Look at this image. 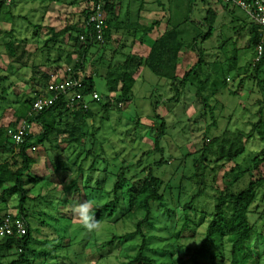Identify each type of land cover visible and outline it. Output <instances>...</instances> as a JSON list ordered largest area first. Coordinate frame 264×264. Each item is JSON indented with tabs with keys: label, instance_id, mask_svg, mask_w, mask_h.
Masks as SVG:
<instances>
[{
	"label": "rangeland",
	"instance_id": "1",
	"mask_svg": "<svg viewBox=\"0 0 264 264\" xmlns=\"http://www.w3.org/2000/svg\"><path fill=\"white\" fill-rule=\"evenodd\" d=\"M49 1L51 0H15V3L5 5L0 13V118L10 117L18 102L21 103L42 89L37 81L39 75L32 72V69L39 65V70L44 71L47 68H41L44 60L55 59L58 53L55 50L57 48H45L42 40L46 37V29L55 28L59 31L71 22H78L81 20L80 12L86 7L85 0ZM119 2L121 14L118 22H130L128 27L133 28L135 24L150 26L155 20H160L161 35L168 23L174 27L182 23L189 0ZM209 8L217 16L212 36L196 44V48L203 52V78L205 76L210 80L203 93L207 99V107L195 95V88L191 85L181 87L175 101L169 102L175 96L171 80L168 79L170 75L163 73L160 77L147 68H141L134 77L135 85L130 102L122 104L120 111H98L94 120L88 122L89 131L97 128L93 138L89 137L86 142L74 146L64 145V152L57 150L51 153L50 149L47 150V143L36 145L35 152L30 151L35 163L30 168L29 179H46V183L39 182L30 190V199L24 204L31 237L53 241L51 244L54 245L59 242L58 239L61 241V247L50 250L46 259L43 255L34 258L33 264H119L126 255L135 251L134 245L138 242L135 238L112 247L108 253L97 250L98 246L114 234L131 233L135 220L105 221L99 224L98 229L88 232L79 225L72 212L76 204L86 200H91L94 206L109 201L118 169L122 167L132 170L126 174V178L133 177L137 172L136 178L142 179L150 172L153 177L163 181L160 193L165 196V202L163 205H151L155 231L147 229V233L153 234L148 242V255L162 264H189L185 251L199 245L213 212L216 191L223 190L232 176L240 173L235 169V164L241 170L247 169L262 149L258 137H250L245 141L244 153L235 163L221 165L208 159L211 171H195V165L201 156L198 151L203 141L215 138L225 130L248 133L251 124L257 120V102L261 99L253 79L254 73L247 67L251 54L243 50L248 38L247 30H241V22L230 23L231 19L242 22L249 20L242 11L231 6L230 17L214 0H198L193 4L189 21L179 28L184 46L171 73L180 79L197 62L198 57L191 43L193 38L198 39L209 30L201 23ZM38 25L43 28L41 31ZM233 28L237 33H234ZM116 36L102 49L98 46L91 49L93 53L103 51L96 55L97 58H103V67L120 64L129 54L145 55L149 51V44L154 41L153 36L146 41L133 39L134 36L139 38V35L122 36L119 32ZM232 41L240 51H237L235 71H228V59L234 54ZM91 68H86V76L92 73ZM60 70L62 72L64 68L50 72L55 74ZM223 76L227 77V86L224 88L221 85ZM92 79L94 91L100 96L108 95L103 75L99 72ZM241 81L238 94L231 95L230 91H235ZM3 90L6 95L1 99ZM110 96L113 98L114 95ZM155 114L166 125L165 134L160 141L161 152L152 151L154 140L149 135V127L160 122L156 120ZM60 139H56V144L61 145ZM148 151L152 152L141 159L139 166L136 165L141 155ZM160 160L162 165H155ZM80 165L82 168L78 173ZM132 166L134 170L131 169ZM231 168L234 172L230 171ZM126 184L130 185V182ZM198 191L201 192L194 198V203L191 207L188 206V202H193L191 198ZM17 200L15 197V200L7 202L8 207L16 205ZM4 205L0 202V213L4 210ZM185 206L189 208L187 215L183 212ZM254 208L263 212V216L262 220H258L254 214L251 221L257 220L256 230L258 232L261 229L264 235V187L257 193L252 210ZM15 211L12 208L6 209L11 215H15ZM228 252L229 245L224 240L221 246L211 247L212 256L209 254L202 261L205 264H215L210 258L222 256L223 264H227ZM9 257L7 255L5 260Z\"/></svg>",
	"mask_w": 264,
	"mask_h": 264
},
{
	"label": "trees",
	"instance_id": "2",
	"mask_svg": "<svg viewBox=\"0 0 264 264\" xmlns=\"http://www.w3.org/2000/svg\"><path fill=\"white\" fill-rule=\"evenodd\" d=\"M15 0H11L12 4ZM56 0H51L49 2ZM91 0H85L86 5ZM198 0H189L187 6V14L182 20L181 24L170 26L166 25L164 32L159 38L149 44V51L145 57L137 55H127L122 63L117 65H105L102 66L101 56L97 58L96 55L103 53L101 50L91 52L93 47L98 46L100 49L105 47L109 43L111 22L116 21L118 13H120L121 3L119 0H103V9L106 15V30L104 34V43L98 44L93 40L90 28L87 26V10L86 7L80 12V18L77 23L70 25L67 24L62 30L55 31L53 28L47 29L43 44L45 48L51 47L58 51L56 60L64 62L67 67L71 69V76L82 78V88L80 92L87 96L94 91V82L92 76L100 72L106 82L108 95L100 96L99 102H92L86 111L71 112L66 108L64 98L59 99L51 108L41 112L33 118H27L26 114L31 108L34 100V92L31 97L24 99L21 103L18 102L13 116L18 122L20 120H26L28 123L36 124L39 127V132L33 134L30 131L25 135L22 144L16 146L12 143L7 130L9 128H15L17 122L7 126L5 129L0 127V149H4L7 145L12 148L9 154L14 153L15 157L11 159V162L5 161L0 164V202L5 204L9 200H15L17 197V204L15 205L16 214L11 215L13 219H21L25 224L26 233L21 238L4 237L0 238V264H33V259L39 255H43L46 259L50 255V250L61 247V241L57 244H51L53 241L47 239L38 240L32 239L30 234V226L28 223V213L24 209V204L30 199V190L43 181V178L35 177L29 179L28 174L31 166L34 164V159L30 155L31 149L38 145L41 146L44 143H48L50 139L61 138L62 144L65 147L74 146L86 142L87 138L94 137V132L97 128L88 129V122L94 120L95 113L98 111L106 112L110 109H116L120 111L121 106L130 102L132 97V89L135 85V75L141 68H147L155 75H164L167 73L170 75L168 78L171 80V88L175 93V96L168 100L169 102L175 101L176 96L179 94V89L187 85H191L195 88V95L200 97L203 105L207 107V99L203 96L206 86L210 83L209 78H203L201 71L203 60L202 50L196 48L198 41L204 42L211 38L213 26L216 21V12L210 8L206 10L204 18L201 23L205 24L209 30L200 38L192 39L193 50L198 57L197 62L191 69H189L180 79L171 73L175 69L178 56L183 49V42L180 38L179 28L182 24L189 21V15L192 12V6ZM203 2L204 0H199ZM219 4V3H218ZM221 5V4H220ZM6 6L3 2H0V13ZM224 13L231 15L229 9L230 6L221 5ZM114 17V19H109ZM231 17V16H230ZM118 20V19H117ZM249 20V19H248ZM243 23L241 30H247V41L243 50L250 52L251 60L247 63V67L252 69L254 75L253 79L256 81V85L261 94V99L258 100V113L256 122L251 124V128L248 133L234 132L225 130L219 136L207 141H203L201 149L198 151L201 153L200 160L195 165V171L210 170V160L213 159L215 164L220 163L224 165L226 163H235V161L245 151V141L250 137L257 136L262 143V149L258 156L254 157L250 166L241 170L235 164V169H238L239 174H234L231 181L221 191H216L215 204L213 212L210 216L204 235L199 242V245L193 249H186L185 257L189 264H205L202 260L211 254V247L215 245H222V241L226 240L229 245V261L227 264H264V235L262 230L257 232L255 222L251 221V217L256 214L258 220H262L263 212H258L257 208L252 210V205L257 199V193L264 187V44L262 47V54L258 61L256 58V46L259 43L260 34L258 27L250 20L248 22H242L239 19H231L230 23ZM158 24V21H154L149 27L140 26L135 24L133 28L137 29L146 37L154 27ZM202 24V25H203ZM39 31L43 29L38 25ZM234 33L237 30L233 28ZM83 37V40H80ZM199 37V36H198ZM144 41V40H141ZM233 48V56L228 59L229 66L228 71H235L237 65V51L235 42H231ZM12 52V47H9ZM73 56L75 61L73 60ZM97 58V59H96ZM55 60V61H56ZM45 63L49 62L44 60ZM44 63V64H45ZM42 64V65H44ZM90 66L92 73L89 76L85 75L86 68ZM32 69V72L39 75L38 82L41 87L44 88L49 81L48 74L40 73L37 70ZM172 69V70H171ZM34 74V75H35ZM238 75V73H237ZM222 87L227 86V77L221 78ZM242 81L238 84L235 91H230L231 95H237L240 91ZM213 86V85H212ZM114 95L109 100L110 95ZM6 95V91H2L1 99ZM57 118V120H55ZM157 124L153 127L150 126L149 135L154 140L153 152H161L160 141L163 138L166 130L165 122L157 114H155ZM151 151V152H152ZM150 151L141 155L136 165H140L141 159L145 156H149ZM168 164V162H167ZM155 165H162V160L157 161ZM137 167V166H136ZM200 167V168H199ZM233 167V168H234ZM82 166L80 165L77 170L81 172ZM203 168V169H202ZM231 168V172L234 169ZM130 168L122 167L118 169L115 182L111 189V199L101 205H95L93 207V215L96 220L101 224L105 221H117L124 219L128 222L135 220L133 224V231L124 235L114 234L108 241H105L97 247L99 252H110L112 247L126 242L128 239H137L138 242L134 245L135 251L132 254L126 255L119 264H162L148 255L149 247L148 242L153 238V234L147 233L149 229L154 230L151 205L158 203L163 205L165 202V196L160 193V187L163 181L153 177L149 172L144 175L142 179L136 178L137 172L133 177L126 178V174ZM134 170V166L131 167ZM138 176V175H137ZM130 182L129 184H126ZM30 185H32L30 187ZM129 185V186H128ZM241 186V187H240ZM126 187L124 190L123 188ZM201 191H198L193 196L192 203L188 202V206H192L194 198L198 196ZM35 199V198H34ZM185 206L183 209L184 215H187L189 208ZM6 206L0 213L1 218L8 214L6 212ZM187 224V220H186ZM185 224V225H186ZM148 229V230H147ZM155 231V230H154ZM263 239V241H261ZM65 248L68 246H64ZM7 255L10 256L8 259ZM55 259V257L53 256ZM211 262L215 264H223L224 258L211 257Z\"/></svg>",
	"mask_w": 264,
	"mask_h": 264
},
{
	"label": "built area",
	"instance_id": "3",
	"mask_svg": "<svg viewBox=\"0 0 264 264\" xmlns=\"http://www.w3.org/2000/svg\"><path fill=\"white\" fill-rule=\"evenodd\" d=\"M224 6H231L242 11L247 18L258 27L260 34L259 43L256 46V58L258 61L262 54L264 44V0H214ZM3 5H9L11 0H0ZM103 0H91L86 5L87 26L90 28L93 40L98 44L104 43V34L107 28L106 15L103 9ZM83 40V37H80ZM49 81L46 86L34 94L31 108L26 114L27 118H33L41 112L51 108L59 99L64 98L66 108L71 112L86 111L89 104L99 102L100 95L96 92L84 96L80 90L82 88V78L71 76V69L66 67L63 73H48ZM112 97H109L111 100ZM121 105H119L120 107ZM33 123L21 120L15 128H9L7 135L16 146L24 141L25 135L31 130ZM26 233L25 224L21 219H13L10 214L4 215L0 220V238L15 237L21 238Z\"/></svg>",
	"mask_w": 264,
	"mask_h": 264
},
{
	"label": "crops",
	"instance_id": "4",
	"mask_svg": "<svg viewBox=\"0 0 264 264\" xmlns=\"http://www.w3.org/2000/svg\"><path fill=\"white\" fill-rule=\"evenodd\" d=\"M55 2V1H54ZM14 3H15V1H14ZM157 5V4H156ZM120 14H121V12L120 13H118V15H117V19L119 20V18H120ZM109 19H114V17L112 18V17H109ZM116 19V21L115 20H113L112 22H111V28H110V31H109V34H110V38H109V40L111 41L113 38L115 39L117 36L116 35H118L119 34V32L122 34V36L123 35H128V34H132V35H139V38L137 37L136 38V36H134L133 37V39L134 40H137V41H141V40H145L146 41V39L148 38V37H150V36H153L152 37V40H156L157 38H159L160 37V20H158V24L156 25V27H154V29L150 32V33H148V35L146 36V37H144V36H142L143 34L141 33V32H139L137 29H135V30H133V29H130L128 26L131 24L130 22H118V20ZM155 21H157V20H155ZM75 23H77V22H71L70 23V25H73V24H75ZM136 26V25H135ZM65 27V26H64ZM63 27V28H64ZM146 27H149V26H146ZM62 28V29H63ZM49 29V28H48ZM54 30H55V28H53ZM61 29V30H62ZM47 30V29H46ZM55 31H57V30H55ZM60 31V30H59ZM47 32V31H46ZM114 34V36L112 37V35ZM46 37H47V35H46ZM148 54V52L145 54V55H139L140 57H145L146 55ZM137 55V54H136ZM138 56V55H137ZM56 60V58L55 59H49V62H47V63H45L44 65H41L42 67L41 68H43L44 69V67L45 66H47V68L46 69H44V71H40L39 70V65L37 66L38 68H37V70L40 72V73H45V74H47V73H49L50 71H55V70H57V69H61V68H64V70H65V68L67 67V65L62 61V62H60V61H55ZM73 60L75 61V58H74V56H73ZM63 70V71H64ZM62 71V72H63ZM58 72H60V74L62 73L61 72V70L60 71H58ZM16 109V108H15ZM15 109H13L12 110V113H11V116L10 117H7V118H0V127H2V128H6L7 126H9V125H11V124H13L14 122L16 123L17 121L15 120V117L13 116V113H14V111H15ZM1 117V116H0ZM55 120H57V118H55ZM21 121V120H20ZM20 121H18L17 122V124L20 122ZM39 132V127L36 125V124H33L32 125V132L31 133H33V134H37ZM59 143L61 144V145H59L58 143L56 144V140H54V139H50V141L47 143V150H49L50 149V151H51V153H53V152H56L57 150H58V152L59 151H61V152H64V150H65V146L64 145H62V141H59ZM64 146V147H63ZM63 147V148H62ZM52 149V150H51ZM62 149V150H61ZM9 150H11L12 151V148L9 146V145H7L6 147H4V149H2V151H1V149H0V164H2V163H4L5 161H8V162H11L10 160L11 159H13L14 157H15V154L14 153H12V154H9ZM46 150V151H47ZM6 151H9L8 153H6ZM31 151L33 152H35L36 151V148H35V146L31 149ZM49 152V151H48ZM34 163H35V161H34ZM43 183H46V179L43 177V181H42ZM63 189H61V192H63L62 191ZM13 200V199H12ZM10 201V200H9ZM8 201V202H9ZM4 206H6V208L7 209H9V208H12L13 210H16L15 209V204L14 205H12V207H8V204L7 203H5V205ZM6 210V209H5ZM16 212V211H15ZM16 214V213H15ZM14 215V214H13ZM1 216V215H0Z\"/></svg>",
	"mask_w": 264,
	"mask_h": 264
},
{
	"label": "clouds",
	"instance_id": "5",
	"mask_svg": "<svg viewBox=\"0 0 264 264\" xmlns=\"http://www.w3.org/2000/svg\"><path fill=\"white\" fill-rule=\"evenodd\" d=\"M93 207V202L91 200H86L82 203L76 204L72 208V212L77 218L79 225H81L88 232H92L93 230L99 228V222L93 215Z\"/></svg>",
	"mask_w": 264,
	"mask_h": 264
}]
</instances>
